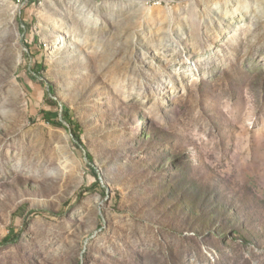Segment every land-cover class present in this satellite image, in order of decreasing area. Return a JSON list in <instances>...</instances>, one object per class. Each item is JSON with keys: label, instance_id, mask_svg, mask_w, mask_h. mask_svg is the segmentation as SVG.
Instances as JSON below:
<instances>
[{"label": "rangeland", "instance_id": "374dc122", "mask_svg": "<svg viewBox=\"0 0 264 264\" xmlns=\"http://www.w3.org/2000/svg\"><path fill=\"white\" fill-rule=\"evenodd\" d=\"M0 264H264V0H0Z\"/></svg>", "mask_w": 264, "mask_h": 264}, {"label": "trees", "instance_id": "16d2710c", "mask_svg": "<svg viewBox=\"0 0 264 264\" xmlns=\"http://www.w3.org/2000/svg\"><path fill=\"white\" fill-rule=\"evenodd\" d=\"M49 90H50V92H51V94H52L53 89H52V88H49ZM52 102H53V101H52ZM64 110L68 112V108H67L66 106L64 107ZM45 118H46L51 124H53V125H55V126L66 127V125L64 124L63 121H61V120H54V119H53L50 115H48V114H45ZM64 120H65L69 125H71V126L74 125V122L70 119V117H69L68 115L64 116ZM74 136H75V138H76L77 141L81 142L80 134H78L77 132H74ZM88 158L92 161V157H91V155H88ZM95 175L98 177L97 174H95ZM11 241H13L12 237L7 236V237H5V238L3 239L2 242H3V243H9V242H11Z\"/></svg>", "mask_w": 264, "mask_h": 264}, {"label": "built area", "instance_id": "2783aa9c", "mask_svg": "<svg viewBox=\"0 0 264 264\" xmlns=\"http://www.w3.org/2000/svg\"><path fill=\"white\" fill-rule=\"evenodd\" d=\"M22 0H20V2H21Z\"/></svg>", "mask_w": 264, "mask_h": 264}]
</instances>
